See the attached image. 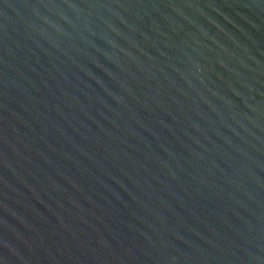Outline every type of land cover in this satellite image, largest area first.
I'll return each mask as SVG.
<instances>
[{"label": "water", "instance_id": "obj_1", "mask_svg": "<svg viewBox=\"0 0 264 264\" xmlns=\"http://www.w3.org/2000/svg\"><path fill=\"white\" fill-rule=\"evenodd\" d=\"M0 264H264V0H0Z\"/></svg>", "mask_w": 264, "mask_h": 264}]
</instances>
